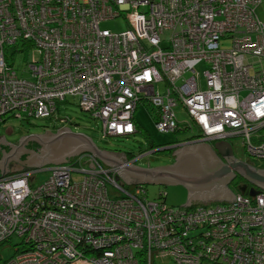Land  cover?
<instances>
[{
	"label": "built area",
	"instance_id": "2783aa9c",
	"mask_svg": "<svg viewBox=\"0 0 264 264\" xmlns=\"http://www.w3.org/2000/svg\"><path fill=\"white\" fill-rule=\"evenodd\" d=\"M261 1L0 0V123L49 119L72 98L105 139L134 134V112L147 103L159 132L194 130L185 140L195 142L239 136L264 160V141L252 142L264 138ZM118 18L125 29L101 27ZM18 42L27 52L20 69L3 52ZM91 156L0 175V244L19 239L0 264H264V189L173 207L141 184L125 189L120 167ZM39 171L47 177L30 183Z\"/></svg>",
	"mask_w": 264,
	"mask_h": 264
},
{
	"label": "rangeland",
	"instance_id": "374dc122",
	"mask_svg": "<svg viewBox=\"0 0 264 264\" xmlns=\"http://www.w3.org/2000/svg\"><path fill=\"white\" fill-rule=\"evenodd\" d=\"M256 14L258 18L264 21V0L256 7ZM102 28H106L113 31H119L126 28V24L123 19L118 18L117 20L105 21L101 23ZM17 46V47H16ZM21 42L14 45V50L6 49V58L9 62H12L16 69H20L25 66L27 63V52H21ZM223 46L227 47L228 43L223 42ZM26 54V56H25ZM33 55L29 53L28 60H31ZM197 71H200L201 67L198 65L196 67ZM23 77L29 78L28 74H24ZM179 109H177L178 111ZM180 115V112H178ZM134 120L139 124V129L134 134L129 135L128 137H108L102 139L100 137V132L98 130V122L94 119H91L87 112H84L80 109L77 104V101L68 98L67 101H62L57 103V110L54 114V118L50 119H29L25 120L13 115H9L4 122L0 124V139L4 137L6 142H9L15 146L19 145V139L23 136L29 135H40L45 134V131H50L51 134H56L58 130L62 128H68L71 133H79L87 138H89L92 143L100 150H109L113 152H122L124 156L130 157V161L139 157L134 165L142 168H154L160 166L173 165L175 159L166 154V151H156L155 148H151L150 145L152 141L154 144L162 147L164 145H172L177 141H183L186 138L191 137L195 134L194 130H189L186 132H159L155 128V123L153 118L150 116L149 111H147L145 105L140 103L137 110L134 113ZM263 133V129L260 131ZM231 145L233 146V154L236 158L247 162L251 166L257 169H264V160H258L252 156H249L243 148H241V138L239 136L229 138ZM264 141V138L261 140H256L252 138L253 143ZM12 147L7 144L0 143V160L2 157V150L4 153H8ZM78 155V154H77ZM76 155L65 156L64 159L67 161L74 158ZM104 167H108L101 161ZM19 165L22 170L26 171H35L40 170L41 166H50L51 162L45 163L39 167L36 166H26L17 161L10 160L7 163L9 170H14V167ZM13 173V171H11ZM11 174V173H10ZM1 175V173H0ZM8 175V174H7ZM48 175V171H39L32 174L29 178L30 183L38 184L44 180ZM119 182L123 183V187L127 188L130 186L127 185L123 180ZM138 184V183H134ZM147 189V197L149 199L157 198V195L160 192L165 194V202L173 207H181L180 205L185 204L187 200V189L181 184H145ZM228 187L235 192H239L240 183L236 179L230 180ZM207 202V201H206ZM217 202L224 201H208L206 204H215ZM198 203V202H197ZM205 202H200L202 204ZM19 241L16 237H11L9 240V246L2 248L0 246V254L2 258L8 257L12 252V245ZM17 248V247H16ZM17 251V250H16ZM72 258V257H71ZM71 260V259H70ZM84 259H72L71 263L67 264H85ZM156 264H173L170 260H158Z\"/></svg>",
	"mask_w": 264,
	"mask_h": 264
},
{
	"label": "water",
	"instance_id": "95a60500",
	"mask_svg": "<svg viewBox=\"0 0 264 264\" xmlns=\"http://www.w3.org/2000/svg\"><path fill=\"white\" fill-rule=\"evenodd\" d=\"M76 138L83 142L73 144ZM0 143L12 147L8 153H4V150L1 151L3 154L0 160L1 175H5L8 171L7 163L10 160L17 161L26 166L39 167L50 161L51 163L54 162V164H60V162L64 161V163H68L64 159L65 156L69 157L70 155H77L78 153L90 152L105 165L120 167L121 171L117 172L115 178L118 181L123 180L127 185L131 183H140L141 185L144 183L183 185L187 189V200L185 204L180 206L191 205L189 203L190 200L199 199L196 198L198 193H205L207 191L209 193L210 189L216 190L219 188H226L230 192L231 197L224 200L230 203L233 202L235 196L228 189V184L235 175L242 177L253 186L248 191L245 187H242L240 190L242 194L254 195L257 192L255 188L264 189V169H257L247 162L235 159L232 155V145L228 141H217L213 145V149L221 157L226 158L225 162L221 161L220 166L217 168L208 166L205 163V159L199 164L195 158H187L185 155L186 152L179 154L175 158L173 157L176 161L173 165L154 168H142L134 165L127 166L122 163L124 155L122 152L100 150L89 138L79 133H71L68 128H62L56 134L45 131V134L23 136L19 139L18 146L6 142L4 137H1ZM175 146L177 145L172 144L156 147V151L169 150ZM108 152L116 153L119 156L113 157ZM91 158L88 160H91ZM87 167L89 169L95 168L91 162Z\"/></svg>",
	"mask_w": 264,
	"mask_h": 264
},
{
	"label": "flooded vegetation",
	"instance_id": "af4514ba",
	"mask_svg": "<svg viewBox=\"0 0 264 264\" xmlns=\"http://www.w3.org/2000/svg\"><path fill=\"white\" fill-rule=\"evenodd\" d=\"M60 142H57V143H60ZM82 142L83 141H81V140H79V139L76 138L75 141H73V144H78V143H82ZM174 145H177V146H175V147H173V148H171L169 150H165L166 151V154H169L170 156H172L174 158L177 157V156H179V154L186 152L185 155H186L187 158H189V159L195 158V160H197L199 164L201 163V161H203V159H205V163L208 166L213 167V168H217L218 166H220V162L221 161L225 162V159H226L224 157H221V155L218 154L216 152V150L213 149L214 142H211V141H207V142H195V141L183 140V141L176 142ZM232 152H233V146H232ZM87 153H90V152H87ZM108 153L111 156H113V157L119 156L116 153H111V152H108ZM91 154L94 155L93 153H91ZM31 155H33V154H31ZM232 155H233V157L235 159H238V158H236L234 156L233 153H232ZM124 161L129 162L130 160L126 156L123 155L122 163ZM131 161H132V163H135L136 159H133ZM64 162H60V163H64ZM51 164H54V162L51 163ZM42 167H44V166H42ZM20 168L21 167L19 165H17L16 167H14V170H12L13 173L20 172L22 170ZM1 173H2V170H1ZM10 173L12 174V172H10ZM233 179L238 180V182L240 183L239 193H240V190H241L242 187H245L247 191L250 190L251 188H253L252 184L248 183L247 181H245L242 177H240L238 175L233 176ZM228 189H230V188L228 187ZM255 189L257 190V188H255ZM230 190L234 193V191L232 189H230ZM228 197H231L230 192L226 188H223V189L222 188H219V189H216V190L210 189L209 190V193H208V191L205 192V193H198V195H197L196 198H199L201 200H205L208 203V201H211V200H215V201H225L224 199H227Z\"/></svg>",
	"mask_w": 264,
	"mask_h": 264
},
{
	"label": "trees",
	"instance_id": "16d2710c",
	"mask_svg": "<svg viewBox=\"0 0 264 264\" xmlns=\"http://www.w3.org/2000/svg\"><path fill=\"white\" fill-rule=\"evenodd\" d=\"M264 22V21H263ZM6 49H8V48H6V47H4V49H3V52H4V57H6V52H5V50ZM10 49V48H9ZM12 50V49H11ZM65 101H67V100H65ZM147 108H148V111H149V113H150V115L155 119V116H156V111L149 105V104H144ZM81 109V108H80ZM56 110H57V105H56ZM82 110V109H81ZM84 111V110H83ZM56 112V111H55ZM55 112H54V114H55ZM85 112V111H84ZM10 115H12V114H10ZM9 116V115H8ZM7 116V117H8ZM13 116H15V115H13ZM6 117V118H7ZM6 118L4 119V121L6 120ZM53 118H54V115H53ZM22 119H25V120H29V119H34V118H22ZM50 119V118H49ZM134 120V119H133ZM2 123V122H1ZM0 123V124H1ZM135 126H136V132H137V130H138V127H137V125L135 124ZM98 130H99V125H98ZM129 135H127V136H121V137H128ZM101 137V136H100ZM102 139H104V138H102ZM106 139V138H105ZM153 143V144H152ZM152 143H151V145H150V147L151 148H155L156 146H159V145H157V144H154V142L152 141ZM128 159H131L130 157H127ZM98 159V158H97ZM99 160V159H98ZM100 162H101V160H99ZM10 174V173H9ZM8 174V175H9ZM118 181V180H117ZM120 181V180H119ZM118 181V182H119ZM120 184H121V182H119ZM135 186H137V184H130V186L129 187H127V188H125V189H127V190H129V191H132L133 190V188H135ZM143 186V188H145V190H146V192H147V189H146V187H145V185H142ZM239 193V192H238ZM108 196L111 198V199H113V200H116V199H120V198H125V196H124V194L121 192L120 193V191H115V190H112V191H110L109 190V192H108ZM160 198V200L161 201H165V194H164V192H160L158 195H157V198ZM168 205V204H167ZM169 206V205H168ZM4 244V242H2L0 245H3ZM17 247H19L18 249L20 250V249H22L20 246H19V244H17L16 245ZM19 250H17V251H19ZM138 260V262H139V264H146V261H147V259H137ZM158 260H167V259H150V264H156V262L158 261ZM71 263V262H70Z\"/></svg>",
	"mask_w": 264,
	"mask_h": 264
},
{
	"label": "crops",
	"instance_id": "0c3cea01",
	"mask_svg": "<svg viewBox=\"0 0 264 264\" xmlns=\"http://www.w3.org/2000/svg\"><path fill=\"white\" fill-rule=\"evenodd\" d=\"M139 106V105H138ZM146 107V106H145ZM138 108V107H137ZM137 108H136V110H137ZM146 109H147V111H148V108L146 107ZM179 109V108H178ZM135 110V111H136ZM181 110V109H180ZM178 112H180L181 113V111H179L178 110ZM135 113V112H134ZM151 116V115H150ZM184 116V115H183ZM152 117V116H151ZM153 118V117H152ZM153 120H154V122H155V119L153 118ZM134 123L137 125V127H138V129H139V124L134 120ZM181 130H179V131H175V133L176 132H180ZM181 141V140H180ZM178 142V141H177ZM205 142H207V141H205ZM211 142H214V143H216L217 141H211ZM156 147H158V146H156ZM132 165H134V163H132ZM128 166H130V165H128ZM134 166H137V165H134ZM138 167V166H137ZM8 168V167H7ZM148 168H150V167H148ZM12 170H9L8 169V171L6 172V174H9L10 172H11ZM131 184H134V183H131ZM138 184H140V183H138ZM146 184H149V183H146ZM143 185H145V183L143 184ZM237 192H235L234 191V195L236 194ZM166 197V196H165ZM200 203V202H206L205 200H201V199H195V200H190L189 201V203L191 204V205H194V204H198V203ZM207 203V202H206Z\"/></svg>",
	"mask_w": 264,
	"mask_h": 264
}]
</instances>
